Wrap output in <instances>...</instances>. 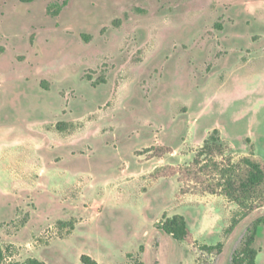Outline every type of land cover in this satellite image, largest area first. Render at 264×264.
Listing matches in <instances>:
<instances>
[{"label":"rangeland","instance_id":"obj_1","mask_svg":"<svg viewBox=\"0 0 264 264\" xmlns=\"http://www.w3.org/2000/svg\"><path fill=\"white\" fill-rule=\"evenodd\" d=\"M215 130L232 161L264 160V0H0L3 264H229L264 207L154 178ZM254 247L264 264L263 228Z\"/></svg>","mask_w":264,"mask_h":264},{"label":"trees","instance_id":"obj_2","mask_svg":"<svg viewBox=\"0 0 264 264\" xmlns=\"http://www.w3.org/2000/svg\"><path fill=\"white\" fill-rule=\"evenodd\" d=\"M30 3L33 0H20ZM228 146L219 138L218 131L204 142L195 154L193 160L183 167H167L158 171L155 179L176 177L181 185V195H219L241 208L242 217H246L258 207H264V160L249 154L232 161L228 156ZM149 158H162L172 154V149L165 146H154L146 151ZM237 221L231 225L226 233L236 226ZM62 227L66 226L61 224ZM157 228L174 240L194 244V236L188 228L185 218L181 215L163 216ZM259 228L264 229V216L257 218L246 230V235L240 249L236 250L229 264H256L259 251L254 247ZM72 227L68 232L72 231ZM223 244L214 246H201L208 252L220 253ZM130 264H144L132 255ZM5 260V251L0 246V264ZM9 264H45L37 259L29 258L25 262H12ZM81 264H98L89 256L81 257Z\"/></svg>","mask_w":264,"mask_h":264}]
</instances>
